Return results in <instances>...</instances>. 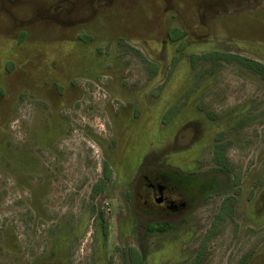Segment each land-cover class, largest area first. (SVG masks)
<instances>
[{"label": "rangeland", "instance_id": "rangeland-1", "mask_svg": "<svg viewBox=\"0 0 264 264\" xmlns=\"http://www.w3.org/2000/svg\"><path fill=\"white\" fill-rule=\"evenodd\" d=\"M244 60L264 66V0H0V264L261 261L264 78ZM142 167L227 187L145 234Z\"/></svg>", "mask_w": 264, "mask_h": 264}, {"label": "flooded vegetation", "instance_id": "flooded-vegetation-1", "mask_svg": "<svg viewBox=\"0 0 264 264\" xmlns=\"http://www.w3.org/2000/svg\"><path fill=\"white\" fill-rule=\"evenodd\" d=\"M211 176L213 175L189 178L174 169L142 167L134 177L128 194L131 208L145 234L152 233V225L156 227V232L160 233L174 226H180L185 218L193 213L196 204L218 193H211L213 179ZM223 176L226 180V176ZM226 187L227 180L221 191ZM228 255L229 253H225L223 259L228 260ZM257 258L255 256L247 261L236 263L225 261L219 264H264V258L255 262ZM209 259H211L210 255L205 260Z\"/></svg>", "mask_w": 264, "mask_h": 264}, {"label": "trees", "instance_id": "trees-1", "mask_svg": "<svg viewBox=\"0 0 264 264\" xmlns=\"http://www.w3.org/2000/svg\"><path fill=\"white\" fill-rule=\"evenodd\" d=\"M243 64L246 67L251 68L254 72L260 74L264 78V66L263 65L255 63V62H250L249 60L248 61L244 60ZM211 177L213 178L211 181V193L220 192L226 182L224 176L222 177V175L217 174L216 176L213 175Z\"/></svg>", "mask_w": 264, "mask_h": 264}]
</instances>
